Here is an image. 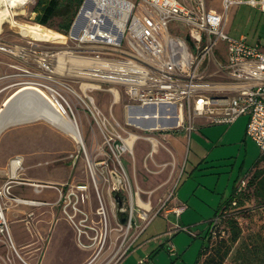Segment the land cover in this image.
Wrapping results in <instances>:
<instances>
[{
	"label": "rangeland",
	"instance_id": "1",
	"mask_svg": "<svg viewBox=\"0 0 264 264\" xmlns=\"http://www.w3.org/2000/svg\"><path fill=\"white\" fill-rule=\"evenodd\" d=\"M36 1L14 7H4L0 2V152L7 140V153L10 151V156L22 159L17 169L20 178L30 175L47 180L55 178L59 183L53 186L66 195L59 203L62 214L55 223V231L60 233L66 222L71 228L61 237L57 251L50 248L49 254L57 253L63 258L60 263H67L79 256L81 249H86L87 257L82 264H105L117 252L125 233L127 245L145 224L146 220L140 218L145 208L141 203L150 207L148 215L153 216L162 202L168 200L171 206L175 186L176 191L187 195V211L181 219L174 214L165 218L160 209V214L155 215V220L140 238V241L151 238L147 241V252L137 250L126 258L130 257L128 264H195L214 208L229 196L234 184L245 179L242 188L246 185L257 163L258 167H264L260 148L246 134L247 115H240L229 124H211L205 118H196L197 125L201 120L209 125L195 126L189 136L186 134L188 139L182 161L171 146L177 136L174 132L143 130L173 127L175 119L127 124L125 104L128 100L122 87L102 82L100 88L87 89L95 99V113L85 111L83 101L69 94L78 129L81 132L82 128L83 132L82 142L78 144L69 135L65 120L54 121L44 115L53 108L37 91L26 89L15 93L20 86L27 85L45 90L42 84L46 79L32 75L41 69L36 61L38 50L47 45L56 49L74 45L70 30L63 33L34 20ZM206 2L209 7L227 14L226 33L233 37L245 35L249 43H259L264 49V13L243 2H235L228 9L222 0ZM84 20L83 17L79 19L80 27ZM16 21L35 22L36 29L28 34L15 24ZM56 22L57 18L52 24ZM177 30L173 23L171 31ZM218 47L223 48L224 43L220 41ZM56 70L60 73V66ZM67 80L72 89L82 94L90 85L86 79L68 77ZM130 135L132 146L119 153L114 144ZM2 169L0 167L1 183L8 179L2 175ZM18 176L14 177L16 181L30 185V181L20 180ZM80 184L86 188L78 189ZM118 206L125 210L120 218L115 214ZM230 214L238 219L242 238L264 225V212L253 196ZM130 216L131 225H128ZM123 220H126V232L125 227H121ZM33 222L30 216L23 221L31 237L37 233ZM10 226L14 232L15 224ZM174 228L178 230L170 232ZM157 234V239H152ZM221 235L226 236L227 232ZM38 237L40 243L36 246L42 248L46 234ZM22 238H26L25 234ZM216 240L218 238L212 240L213 244ZM168 242L171 249L167 248ZM29 243L23 247L28 249ZM237 245L238 242L232 245L222 264H233L232 252Z\"/></svg>",
	"mask_w": 264,
	"mask_h": 264
},
{
	"label": "built area",
	"instance_id": "2",
	"mask_svg": "<svg viewBox=\"0 0 264 264\" xmlns=\"http://www.w3.org/2000/svg\"><path fill=\"white\" fill-rule=\"evenodd\" d=\"M222 1L225 9L243 2L264 13V0ZM80 17L85 20L78 34L71 36L74 45L62 49L47 45L38 50L36 61L41 69L32 73L46 79L42 85L60 114H72L74 118L70 117L77 126L68 98L70 92L83 101L85 111L95 113V99L87 89L100 88L102 82L115 83L126 94V107L164 103L166 108L161 112L164 118L176 121L173 127L143 130L184 131L189 135L195 128V117H204L211 124H229L240 115H247L246 134L264 155V49L259 43H249L245 35L233 37L226 33V13L209 7L206 0H83L73 23ZM173 23L178 27L174 32ZM220 41L223 48L218 47ZM68 77L86 79L90 85L83 94L79 93L68 84ZM131 135L114 144L119 153L132 146L127 142ZM21 160L20 156H14L10 164L19 167ZM14 182L23 183L11 173L0 183V243L5 247L0 264H10L13 256L30 264L12 238L6 211L18 203L50 202L16 195L12 190ZM29 183L36 190L49 185ZM244 184L245 179H241L238 186ZM58 190L57 204L66 199L62 189ZM166 201L154 215L163 210L178 216L186 208L182 203L169 207ZM149 210L143 207L140 214L145 224L154 216L148 215ZM124 211L118 206L115 214L120 218ZM222 218L223 213L219 212L209 219L207 230L213 236ZM121 227L126 232V220ZM131 241L126 245L125 233L117 252L105 264H118ZM167 248H172L170 242Z\"/></svg>",
	"mask_w": 264,
	"mask_h": 264
},
{
	"label": "crops",
	"instance_id": "3",
	"mask_svg": "<svg viewBox=\"0 0 264 264\" xmlns=\"http://www.w3.org/2000/svg\"><path fill=\"white\" fill-rule=\"evenodd\" d=\"M26 89L32 90L33 88H25L24 86H20L16 90L15 93H18ZM33 90L37 91V93L45 100V97L41 93V91H44V90H41L40 88L33 89ZM196 118H199V117H195V119ZM200 118H204V117H200ZM205 125H209V123H205L201 120L200 124L197 125L195 122V126L198 128L200 126H205ZM80 130L82 132V128ZM174 133L177 136L171 141V146L176 152V154L178 155V157L182 160L183 151L187 144L186 140L188 139L189 135L186 136V133H182V131L174 132ZM7 147H8V141L5 140L2 150L0 152V167L3 168L2 175L9 178L11 173L14 174V177L16 175L18 176L19 171L17 170L18 169L17 166H14V165L11 166L10 159L14 156H10L9 154L10 151L7 153V151L5 150V148ZM262 157H264V155H262ZM18 179L24 180V181H35L36 183L40 181H49L48 182L49 185H46L39 190H36L35 187H33L31 184L25 185L22 183L19 184L18 182H14L13 187H12L13 192L20 197L46 200L50 202L48 204L18 203L15 205H11L6 211V215L9 220V227H10L12 238L17 248L22 253V256L24 257V259L30 264H82L83 261L87 257V254L85 251L86 249H83V250L81 249L79 256L71 258L67 263H60V261H62L63 258L62 259L59 258L57 256V253L54 254L53 256L49 254V252L51 251L50 248H54L53 250L55 252L57 251L58 246L60 244L61 237H63L65 233H68V231H70V228H71L70 223L66 222L64 228H62V231L60 233L59 231L57 232L55 231L57 230L56 229L57 227H55V223L58 219H60L62 212H61V208L59 204L56 203V200L59 196V190L58 188L54 187L53 184H56L59 182H56L57 180L55 178L47 180L46 178H39V177L31 176V175L27 177H23V178H20L18 176ZM4 180L5 178L3 179V181ZM17 188L19 190L16 192L15 189ZM186 197L187 195H183L180 190L178 191L174 190V195L171 200V205H179L182 203L186 205V208L178 216H176L173 212L171 213L163 212L162 216L167 218L168 215L174 214L175 218L181 219L182 215L188 209L187 206H188L189 200ZM220 203L217 205L216 208H214L212 216L214 215L215 210L219 207ZM28 216H30L34 220L33 222L34 231L36 230L35 233L37 232L36 234H33V237L28 235L27 231H25V228L23 226V221L28 219ZM155 218L156 217L154 215L144 225V227L136 233V235L132 238V241L130 242L131 245H130L129 250L127 251L126 255L120 260L118 264H128L130 257L128 258L126 257L128 256V254L132 252H137V250H141L142 253L147 252L146 250L148 247L147 241H150L151 238H148L146 240H141V241H140V238L143 235L144 231L152 224ZM64 220L66 219L64 218ZM11 224H15L14 232L10 226ZM206 228H207V225H206ZM162 233L165 235V232H162ZM24 234L26 236L25 239L22 238V235ZM39 234L41 235L46 234L42 248H39L36 246V244L40 243V238L38 237ZM158 235L159 234H157V236H153L152 239H157ZM27 242L28 243L30 242L28 245L29 247L28 249L23 247V245H25ZM4 253H5V247L1 245L0 243V256L4 257ZM10 264H24V263L19 258L13 256L12 262Z\"/></svg>",
	"mask_w": 264,
	"mask_h": 264
},
{
	"label": "trees",
	"instance_id": "4",
	"mask_svg": "<svg viewBox=\"0 0 264 264\" xmlns=\"http://www.w3.org/2000/svg\"><path fill=\"white\" fill-rule=\"evenodd\" d=\"M82 2L83 0H37L34 20L67 33ZM55 18L57 22L52 24ZM258 165L257 163L253 168L246 185L240 188L234 184L229 196L215 210L214 215L222 212L223 218L215 229L214 236L207 230L208 228L205 229L204 243L195 264H222L235 242H238V245L232 252L233 264H264V225L250 233L248 237L242 238L238 219L230 214L232 209L243 206L252 196L264 212V167ZM222 231L227 232V235H221L224 233ZM217 238L213 244L212 240ZM203 255L205 257L200 261Z\"/></svg>",
	"mask_w": 264,
	"mask_h": 264
},
{
	"label": "bare ground",
	"instance_id": "5",
	"mask_svg": "<svg viewBox=\"0 0 264 264\" xmlns=\"http://www.w3.org/2000/svg\"><path fill=\"white\" fill-rule=\"evenodd\" d=\"M26 1L27 0H0V2L4 3V5H5V6L3 5L4 7H14L17 4H25ZM79 19L77 20V22L75 23V25L73 27V31H72L73 33H75L76 31L79 30V27H80L78 25ZM15 24H17V26H19V28H21L22 30H24L28 34L36 29L35 22L34 23H27V22L22 23V22L16 21ZM72 32H71V34L73 35ZM29 83H32V82H29ZM24 87L25 88L38 89L36 86H32V85H29V86L27 85V86H24ZM39 91H41V90H39ZM44 91H41L42 95L45 97V100L53 108V111H46L44 115H48L54 121L65 120V122H67V125L69 126V128H68L69 135L71 137H73L74 139H76L78 142L82 141V136H81V132L78 129V124L76 126L74 120L70 116L60 114L57 111V109L54 107L52 99L50 98V96ZM165 108H166V105L164 103H159L157 105L146 104V105L125 107L126 123L129 124V125H135V123L137 121H146V120H150V119H155V120L165 119L163 114L161 113ZM132 140H133V138L131 140L127 141L129 145H131ZM15 163L17 164V161H15ZM78 188L83 189V188H86V186L79 185ZM141 204L145 206V208H144L145 210H149L150 209V207L147 204H144V203H141Z\"/></svg>",
	"mask_w": 264,
	"mask_h": 264
},
{
	"label": "water",
	"instance_id": "6",
	"mask_svg": "<svg viewBox=\"0 0 264 264\" xmlns=\"http://www.w3.org/2000/svg\"><path fill=\"white\" fill-rule=\"evenodd\" d=\"M74 25H75V24L73 23V25H72V27H71V32L73 31V27H74ZM78 32H79V30L76 31L75 33H73V32H72V33H73L74 36H76V35L78 34Z\"/></svg>",
	"mask_w": 264,
	"mask_h": 264
}]
</instances>
